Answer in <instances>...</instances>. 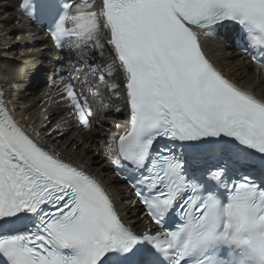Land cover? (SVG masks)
<instances>
[{"label": "snow or ice", "instance_id": "1", "mask_svg": "<svg viewBox=\"0 0 264 264\" xmlns=\"http://www.w3.org/2000/svg\"><path fill=\"white\" fill-rule=\"evenodd\" d=\"M20 8L88 65L80 84L93 99L101 85L123 92L128 119L105 147L159 230L129 227L102 184L38 143L0 95V264H264V164L256 173L246 163L264 159V98L225 77L205 50L206 38L232 27L264 67V0ZM78 79L61 78L57 95L91 131L98 122Z\"/></svg>", "mask_w": 264, "mask_h": 264}, {"label": "bare ground", "instance_id": "2", "mask_svg": "<svg viewBox=\"0 0 264 264\" xmlns=\"http://www.w3.org/2000/svg\"><path fill=\"white\" fill-rule=\"evenodd\" d=\"M18 5L19 0H0V85L10 111L42 146L58 152L99 179L128 226L145 229L141 209L124 183L111 172L112 153L105 147L106 134L120 131L126 125L128 114L123 92L116 96L101 85V95L93 99L89 87L79 84L78 90L89 94L91 105L95 107L94 120L98 122L91 131L79 127L76 119L68 115L69 109L60 101L57 89L61 78L70 77L72 73L73 78L80 75V82L88 65L80 61L68 45L64 53L54 52L42 29L18 15ZM234 33L232 27L220 29L219 35L206 38L205 50L225 76L256 97L264 98V73L233 49ZM85 52L88 57L98 59L87 49ZM57 125L59 133L50 136L49 132Z\"/></svg>", "mask_w": 264, "mask_h": 264}]
</instances>
